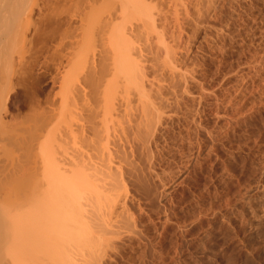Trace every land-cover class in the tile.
<instances>
[{
	"label": "rangeland",
	"instance_id": "rangeland-1",
	"mask_svg": "<svg viewBox=\"0 0 264 264\" xmlns=\"http://www.w3.org/2000/svg\"><path fill=\"white\" fill-rule=\"evenodd\" d=\"M200 1L198 3L200 2L201 9L197 6L192 10L194 5L187 7L190 15L187 11L178 9L186 14L184 16L181 12L178 14L182 17L181 20L179 19L181 26L176 25V27L183 29H177V33L175 29L173 30L176 37L174 42H172L174 37L171 38L173 34L170 33L173 29V27L170 28L171 25L170 27L162 26L165 28L164 32L160 24L154 25L149 22L151 24L146 25L150 29L148 30L151 32L156 29L155 33L152 31L151 33L154 34H151L145 29L144 24L139 23L141 26L136 27L137 23L130 21L125 51L128 60L123 57L124 53L121 57H114L115 60L117 58L119 65L113 64L114 69L112 68L110 76L112 86L111 90L109 87L110 93L107 91L108 96L106 92L100 94L101 87H87L86 96L92 95L89 101L82 97L79 99L74 97V85L80 87L86 73L84 62H78V66L71 69L72 74L73 70L76 72L72 76L65 69L63 72L70 74L66 76L65 73L64 76L62 72L65 80L63 76L60 77V73H55L53 66L48 70L37 68L36 79L34 76L36 84L32 83L30 88L33 90H29L34 91L33 94L22 88L10 91L6 106L12 111L10 110L7 116L14 125L18 122L14 126L17 128L12 129L13 132L18 129V126L24 124L23 127L27 126L29 133L32 127L36 130V125L43 123L41 120L43 117H48L47 120L50 122L47 120L46 122L50 125H43L44 123L42 125L45 126L44 129L48 126L49 130H45H48L51 135L46 134L47 131H44L42 127V130L37 127L39 132L41 130V133L47 136L44 140L47 146L42 145L43 148L39 152V144H37L38 147L35 146L37 140V143L41 144L40 141L42 137L45 138L44 135L32 141L35 144L31 142L32 146L29 147L31 148L29 152H32L30 155L27 154V157L31 156L29 165L22 168V161L23 165L28 162V159L24 157L25 152L28 153L25 149V141H29L28 136L25 135V141L20 140V137L23 138L22 134L20 136L22 132L19 131L22 126L17 132L19 137L16 138V134L13 135L15 132L9 135L7 132L13 127V122L9 123L8 119L7 122L12 127L0 126V131L4 133L3 135L0 133L4 137L2 139L0 135V154L2 155L0 167L4 169L1 168L0 172L6 175L5 177L1 175L6 178V181L0 177V182L6 184L4 190H7V187L10 188L7 180L15 184L14 180L24 175V169H28V176L26 173L27 177L19 178L18 181L26 180L27 184L30 183L27 187L29 190L26 192L28 199L26 196L23 200L13 196V199L11 197L9 198L11 200L7 201V204L10 201L13 202L12 206L0 201L1 207L4 204L2 209L8 206V210L12 211L17 204L19 207L22 202L26 205L29 202L35 210L33 212L36 213L34 216L36 220L42 213L43 216L39 221H46L47 218L44 216L47 213L38 212V210L47 205V202L50 203L47 194L51 195V193L44 191V188L51 189L46 183L50 180L48 173L56 172L54 169L52 172L49 171L50 167L55 168L54 166L57 169L60 167V170L64 169L67 173L69 170V175L77 172L86 177L90 175L87 181H90L93 187L89 193L83 194L84 199L81 195L82 199L74 206V209L80 211L77 215L83 219L66 214V220L74 218L73 220L76 221L72 223L70 220L71 222L68 221V223L57 215L56 219L61 226L66 225V228L70 226V229H64L68 231H65V235L62 232L63 227H58L56 219L49 218L51 215L47 216V222L38 221L39 223L36 224H34V217H31L33 223L29 222L34 224L33 228L36 226L38 229L29 232L31 224H27L28 218L22 217L27 221L22 220L23 224H20V220L19 227H15L14 230L10 217L5 218V214L0 211L2 222L10 220L12 225H8V228L11 231L17 232L18 229L20 231L21 226L26 229L27 234L41 232V235L48 237L47 232H51V238L57 236L59 239L57 241L54 237L51 241V238L43 237L45 240L37 234L39 244L37 248L36 246L33 248L34 246H31L33 242H27V246H23L19 240L27 234L21 237L15 235L13 241L1 242L0 248L3 247L4 250L0 251V254H3L0 264H4L5 261H7L5 264H13L12 262L27 264V261L29 264V261H32L31 264H47V260L48 264H264V0H211L215 7L210 0H206L207 3L204 0ZM198 3L195 4L198 5ZM170 12L168 14H172V10ZM143 25L145 28H142ZM167 27L170 29L169 36ZM159 30L164 33H161V38ZM145 31L149 32V35ZM152 42L155 44L153 45ZM145 43H150L147 44L148 48L143 46L146 45ZM163 43L171 44L169 51L166 47L170 45ZM163 62L167 64L164 66ZM83 73L84 76H82ZM54 75L64 80L63 87L62 85L60 87L62 89L66 86V88L62 90V93L59 83L52 82ZM56 91L60 92L59 96ZM28 92L31 93V98L27 96ZM103 95L107 99L102 101ZM30 99L35 105L36 101L37 104L39 102L38 107L34 106L33 109L36 112L32 111L33 105ZM53 102L58 105H53ZM47 107H53V109L47 110ZM41 110L49 114L40 113ZM28 112L35 117L36 114L38 116L43 114V117L38 119L37 116L36 119L39 121H34V116ZM11 113L16 114L17 118ZM10 115L11 118H9ZM29 115L32 116L35 124L28 120ZM48 115H51L50 120ZM3 116L5 117V114ZM23 117L27 118L25 120L28 123L23 122ZM51 125H54L53 128ZM34 135L39 136V133ZM94 135L97 136L93 141ZM9 136L8 140L19 138L17 142L14 141L15 139L11 141L15 142L13 146L3 141ZM88 137H91V142H88ZM95 139L98 144L94 143L96 144L94 146L92 144L96 142ZM23 141L20 147L19 144ZM90 143H92L91 146ZM7 144L12 149L16 146L14 148L16 151L13 149V157L5 153V149L10 148ZM17 146L22 149L18 150L19 154H22H20L21 157ZM46 148L49 151L47 150L44 155L42 152ZM2 149L4 153L1 152ZM34 149L37 150V154L34 153ZM23 150L26 151L23 152ZM16 159L19 161L16 162ZM46 165L50 167L45 169ZM16 171L18 172L14 173ZM10 173V178L13 174L16 177L13 181L7 178ZM46 177H48L47 180ZM45 180L46 183H44ZM44 184L50 189H47V186L44 187ZM14 186L16 188V184ZM17 187L20 188L18 185ZM0 192L1 198L4 199L3 194L8 196L7 191L3 192L2 189ZM57 194L60 197V193L53 192V200L59 198ZM29 198L35 199L24 201ZM17 200H20V205ZM34 203L42 205L40 204L41 207H39L40 205L37 206ZM17 206L15 209L18 208ZM34 206H37L38 210ZM59 207L62 211L61 204ZM49 209H51V203ZM17 210L14 213L12 211L14 216L11 217H16ZM53 210L56 211L54 208ZM48 221L51 223L49 224ZM84 221L90 227L89 230ZM15 224L18 225V223ZM81 224L86 227L87 233L90 230L91 232L86 235L87 238L89 235V239L78 241L79 237L75 230ZM3 226L0 227L3 228ZM68 233L72 235H67ZM37 236L34 237L37 238ZM0 237L2 239V235ZM29 238L31 239L30 235ZM65 238L70 239L69 243L65 241ZM28 243L35 252L27 248ZM63 243L66 246L64 249ZM4 245L12 253L14 252L15 257H11L12 254L9 255V252H6ZM38 246L44 250L42 254ZM53 247L57 252H52ZM23 248L29 251H24ZM59 255L61 259L58 261ZM43 258L45 263L42 261Z\"/></svg>",
	"mask_w": 264,
	"mask_h": 264
},
{
	"label": "bare ground",
	"instance_id": "bare-ground-1",
	"mask_svg": "<svg viewBox=\"0 0 264 264\" xmlns=\"http://www.w3.org/2000/svg\"><path fill=\"white\" fill-rule=\"evenodd\" d=\"M198 1H200V0H0V126L2 127V126H5V125H9L10 127H12L11 129L9 128H7L6 127V130L8 129V130H10V131H8L7 133L9 134V133H11V134H13L14 132V134L13 135H15L16 134V138H17V136L19 137V133H17V132H22V133H20V136H21V134H22V137L23 138H21L20 137V140L22 139V140H24L25 141V139L24 138H26L25 137V135L26 136H28V139H29V141L27 140V141H25L26 143V147H25V149L26 150H28V153H27V151L25 152L24 150H23V152H25V155L26 156H24L25 158H27L28 159V162H27V164L26 163H24V165L22 164L23 163V161H22V163H21V165H22V168H23V166H28L29 165V160L31 159L30 157L31 156H28L27 157V154H31L29 151L31 150V148H29L30 146H32V144H33V142L35 141V140H37L39 137H42L44 134L43 133H41V130H42V128L44 129V127H43V125H46L47 124V122H50V121H48L47 119H48V117H43L42 115L40 116H38L36 113H34V114H36V117L38 116L39 118L38 119H40L41 117H43L41 120H43V123H41V125H36V130H35V128L33 129V127L30 129V131H29V133H28V127L27 126H24L23 127V125L24 124H21L20 125V127L22 126V128H20L19 126H18V129L20 128L21 130H19L18 131V129L15 131L14 130V132H13V128H17V126L16 127H14L17 123H15V125H14V122H13V124H12V122H11V120L10 119H8V116L7 115H9L10 114V112L12 111L11 109V111L9 110V108L6 106L7 104H6V102L9 100V98H10V94H11V92L13 91V90H17V88H22V89H27L26 91H29L31 88H30V86H31V84L32 83H34L35 81V79H36V76H35V70H37V68H39L38 70H42V68H44V69H46V70H48L50 67H54V69L56 70V74L57 73H60L61 74V78H62V76H63V74H64V76H65V73H66V76H68V75H70V74H67V72H63V71H65V69L66 70H68V73L70 72L71 73V69L74 67V66H76L77 64H78V62L79 63H83L84 62V67H85V65H86V68H85V70H86V73H85V76H84V73L82 74V76H84V78H83V80L81 81V83L83 82L84 83V85H83V83L81 84L80 82V87L79 86H77V85H74L75 86V93L73 94L74 95V97L75 98H84V99H86V100H88L89 101V99H90V96H92V95H90V96H86L87 95V92H86V89H87V87H90V88H98V87H101L102 88V91H101V93L100 94H102V93H104V92H106L107 93V91L109 92V87H110V90H111V86L112 85H110V83H111V78H110V76H111V73H112V68L114 69V66H113V64L115 65H119V63L117 64V58H116V60H115V58L114 57H116V56H120L121 57V55H123V53H124V55H123V57H125L126 58V56H128L127 54H126V40H127V36H128V24L130 23V21H135L137 24V26L136 27H138V26H141V25H139V23L140 24H144L145 25V27H144V25L142 26V28L144 27L145 29H147V31H149L150 29L149 28H147V26L146 25H149V24H151V23H154V25H156V23H158V24H160L161 25V28H162V30L165 32V28L164 27H162V26H168V27H170L169 25H171V27L170 28H172L173 27V29H172V32H170L171 34H173V35H171L172 37L171 38H173L174 37V40L172 41V42H174L176 39V37H175V34H174V29L176 30L175 32L177 33V27H180L181 26V24H180V18H182V17H180L178 14H181V13H183L181 10H183V11H187V14H189V10H187V7L189 6V7H191V6H193L192 7V10H193V8H195V7H197V6H199L200 4V2L198 3ZM205 1V3H207L206 2V0H204ZM207 1H209V0H207ZM211 1V0H210ZM215 1V0H214ZM198 3V5H196V4ZM204 3V2H203ZM204 3V4H205ZM214 3V2H213ZM213 3H212V1H211V4L213 5ZM203 4V5H204ZM179 5V6H178ZM196 5V6H195ZM202 5V6H203ZM206 5V4H205ZM208 5H210L209 3H208ZM180 6H183V8H179ZM214 6V5H213ZM217 6V5H216ZM215 7V6H214ZM213 7V8H214ZM199 8L201 9V6H199ZM178 9H181V10H178ZM172 10V14H168L170 11ZM197 10V9H196ZM199 10V9H198ZM167 11H169L168 13H167ZM181 12V13H180ZM202 12V11H201ZM171 13V12H170ZM198 13V12H197ZM205 13V12H204ZM186 14V13H185ZM184 13L183 14H181V15H185ZM190 15V14H189ZM185 18V17H184ZM200 18V17H199ZM180 19V20H179ZM188 19V18H187ZM193 21V20H192ZM134 22V23H135ZM149 22H151V23H149ZM132 23V22H131ZM133 23V24H134ZM149 23V24H148ZM187 23V22H186ZM191 23V22H190ZM180 24V25H179ZM176 25H177V27H176ZM179 25V26H178ZM167 27V35L169 34L168 32H169V28ZM176 27V28H175ZM186 27V26H185ZM134 29H135V27H133ZM153 28V27H152ZM152 28H151V30H152ZM140 29H141V27H140ZM149 29V30H148ZM160 29V28H159ZM180 29H183V28H179L178 30H180ZM133 30V29H132ZM144 30V29H143ZM154 30H156V29H154ZM154 30H152V31H154ZM131 31V30H130ZM135 31V30H134ZM147 31H145L146 32V34H148L149 35V32L147 33ZM151 31V32H152ZM160 31V30H159ZM158 31V32H159ZM137 32V31H136ZM140 32H141V30H140ZM150 32V33H151ZM154 33H155V31H154ZM154 33H151V34H154ZM161 33H163V32H161L160 31V36H159V34H158V36L161 38ZM151 34H150V36H151ZM157 34H155V36L157 35ZM164 34V33H163ZM181 34V33H180ZM133 35H134V32H133ZM144 35H145V33H144ZM148 35H146V36H148ZM157 36V37H158ZM164 36V35H163ZM162 36V37H163ZM169 36V35H168ZM168 36H166V37H168ZM176 36H177V34H176ZM181 36V35H180ZM140 37V36H139ZM149 37V36H148ZM152 37V36H151ZM158 37V38H159ZM154 38V37H153ZM152 38V39H153ZM159 38V39H160ZM164 38H165V36H164ZM141 39V38H140ZM143 39V38H142ZM149 39V38H148ZM159 39H158V41H159ZM156 40V39H155ZM155 40H154V42H155ZM167 40V39H166ZM165 40V41H166ZM169 40H170V37H169ZM144 41L146 42V39H144ZM148 41H151V40H148ZM147 41V42H148ZM163 42V41H162ZM141 43V42H140ZM166 43V42H165ZM165 43H163V44H165ZM168 43H169V41H168ZM170 43H171V41H170ZM146 44V43H145ZM147 44H150V43H147ZM147 44L146 45H143V46H147ZM152 44H153V42H152ZM155 44V43H154ZM153 44V45H154ZM178 44H179V42H178ZM140 45V44H139ZM160 45V44H159ZM165 45H170L169 47H166L167 48V51H169V48L171 47V44H165ZM158 46V45H157ZM176 46V45H175ZM180 46V44L178 45V47ZM140 47V46H139ZM141 47H142V45H141ZM151 47V46H150ZM163 47V46H162ZM143 48V47H142ZM146 48H148V46L146 47ZM144 49V48H143ZM162 49V48H161ZM160 49V53H161V50ZM128 50V49H127ZM149 50V49H148ZM174 50V49H173ZM141 51V50H140ZM159 51V50H158ZM143 52H144V50H143ZM148 52V51H147ZM152 52V51H151ZM150 52V53H151ZM154 52V51H153ZM170 52H171V50H170ZM173 52V51H172ZM138 53V52H137ZM155 53V52H154ZM154 53H151V54H154ZM163 53V52H162ZM177 53V52H176ZM175 54V53H174ZM126 55V56H125ZM141 54H139V56H140ZM143 55V54H142ZM148 55V54H147ZM166 55V54H165ZM172 55H173V53H172ZM157 56H159L158 54H157ZM148 58H149V56H148ZM158 58V57H157ZM174 58V57H173ZM176 58V57H175ZM124 59V58H123ZM127 60H128V57L126 58ZM139 59H140V57H139ZM141 59H142V57H141ZM147 59V58H146ZM160 59V58H159ZM177 59V58H176ZM118 60H119V58H118ZM80 61H82V62H80ZM113 61H115V62H113ZM174 61V60H173ZM121 62H122V60H121ZM128 62V61H127ZM146 62V61H145ZM178 62V61H177ZM124 63V62H123ZM164 63V62H163ZM173 63V62H172ZM124 64H126V63H124ZM141 64V63H140ZM143 64V63H142ZM153 64V63H152ZM159 64V63H158ZM165 64H167V63H164V66H165ZM170 64V63H169ZM144 65H146L145 63H144ZM143 65V66H144ZM154 65V64H153ZM78 66V65H77ZM121 66H123L122 64H121ZM120 66V67H121ZM151 66V65H150ZM171 66V65H170ZM124 67V66H123ZM149 67V66H148ZM161 67V66H160ZM83 68V67H82ZM118 68V67H117ZM125 68H126V65H125ZM43 69V70H44ZM78 69V68H77ZM115 69H116V67H115ZM142 69H144L143 67H142ZM165 69H167L166 67H165ZM172 69H176V68H172ZM37 70V71H38ZM127 70V69H126ZM125 70V71H126ZM168 70V69H167ZM178 70V69H177ZM52 71V70H51ZM76 71V70H75ZM116 71H118V70H116ZM147 71V70H146ZM153 71V70H152ZM164 71V70H163ZM46 72V71H45ZM50 72V71H49ZM62 72H63V74H62ZM73 72V74L74 73H76V72H74V70L72 71ZM168 72H169V70H168ZM150 73V72H149ZM165 73V72H164ZM172 73V72H171ZM175 73V72H174ZM44 74V73H43ZM60 74H58V75H60ZM72 73H71V76L73 75ZM148 74V73H147ZM36 75H38V74H36ZM144 75V74H143ZM34 76H35V79H34ZM39 76V75H38ZM63 76V77H64ZM60 77L58 76H55L54 75V77H53V84H56V83H59V88L61 89V87H63V83H64V80H65V77H64V80L62 81V80H60ZM80 77V78H81ZM70 78V77H69ZM69 78H66V79H69ZM116 78H117V76H116ZM118 78H120V77H118ZM121 78H123V79H125L124 77H121ZM120 78V79H121ZM78 79V78H77ZM130 79H131V77H130ZM144 79V78H143ZM149 79V78H148ZM71 80V79H70ZM38 81V80H37ZM66 81H68V80H66ZM148 81V80H147ZM74 82V81H73ZM72 82V83H73ZM76 82H78V80L76 81ZM68 83V82H67ZM67 83H66V85H67ZM35 84H36V82H35ZM34 84V85H35ZM69 84H71V81H69ZM69 84L67 85V86H69ZM74 84H76V83H74ZM123 84V83H122ZM125 84V83H124ZM152 84H154V83H152ZM62 85V86H61ZM73 85V84H72ZM83 85V86H82ZM150 85V84H149ZM61 86V87H60ZM86 86V87H85ZM124 86V85H123ZM148 86V85H147ZM36 87V86H35ZM125 87V86H124ZM145 87V86H144ZM152 87V86H151ZM56 88V87H55ZM65 88H66V86H65ZM65 88H62L61 89V93L63 92L62 90L63 89H65ZM69 89V88H68ZM71 89V88H70ZM31 90H33V89H31ZM35 90V89H34ZM72 90V89H71ZM90 91H92L91 89H89ZM89 90H88V92H89ZM11 91V92H10ZM60 91V90H59ZM69 91V90H68ZM73 91H74V87H73ZM25 92V91H24ZM29 92H31L32 94L34 93V91L32 92V91H29ZM27 93V96L29 95L30 96V94L31 93ZM57 92V91H56ZM65 92V91H64ZM58 94V96H59V93L60 92H57ZM67 93V92H66ZM70 93V92H69ZM110 93V92H109ZM109 93H107V96L109 95ZM88 95H89V93H88ZM94 95V94H93ZM106 95V94H105ZM33 97H37V95H32ZM55 96H56V94H55ZM71 96V95H70ZM14 97V96H13ZM86 97H88V98H86ZM104 99H101L102 101L103 100H105V99H107L104 95L102 96ZM12 98V97H11ZM27 98V97H26ZM30 98H31V96H30ZM40 98V97H39ZM55 98V97H54ZM58 97H56L55 99H57ZM74 98V99H75ZM93 98V97H92ZM15 99V98H14ZM33 99V98H32ZM36 99V98H35ZM34 99V100H35ZM60 99V98H59ZM70 99V98H69ZM71 99H73V97L71 98ZM49 100V99H48ZM50 100H51V98H50ZM76 100V99H75ZM30 101H31V99H30ZM39 101V100H38ZM52 101V100H51ZM74 101V100H73ZM32 102V101H31ZM40 102H42V101H40ZM50 103V102H49ZM48 103V104H49ZM52 103V102H51ZM59 103V102H58ZM89 103V102H88ZM91 103V102H90ZM14 104H16V103H14ZM38 104H39V102H38ZM38 104H37V101H36V105L34 104V102H32V105H33V107H32V105H31V107H32V111H35L36 112V110H33L34 109V106L37 108L38 107ZM42 104V103H41ZM47 104V105H48ZM56 104V102H53V105H55ZM56 105H58V104H56ZM59 105H60V103H59ZM16 107V106H15ZM18 107V106H17ZM39 107H43V106H40L39 105ZM8 108V109H7ZM48 108L49 107H47L46 109L48 110ZM60 108V110H61V106L59 107ZM49 109H53V107H51V108H49ZM55 109V108H54ZM38 110V109H37ZM56 112H57V108H56V110H55ZM14 112V111H13ZM29 112H31L30 110H29ZM28 112V113H29ZM38 112V111H37ZM40 113H42V112H47V111H39ZM16 113V112H15ZM18 113H19V111H18ZM40 113H38V114H40ZM48 113V112H47ZM47 113H45V114H47ZM3 114H5V117L7 116V118L6 119H4L5 117L3 116ZM12 114V113H11ZM30 115H32V116H34V118H35V120L34 121H36V120H38V119H36V117H35V115H33V114H31V113H29ZM49 114V113H48ZM51 114H53L52 113V111H51ZM13 116H15V118H17L16 117V114L14 115V114H12ZM29 115V117H28V120H31L32 121V124L34 123H36V122H33V118H32V116H30ZM55 115V114H54ZM57 115H58V112H57ZM18 116V115H17ZM23 116V115H22ZM49 116V115H48ZM51 116V115H50ZM50 116H49V120H50ZM27 117V116H26ZM9 118H11V115H10V117ZM15 118H14V120H15ZM24 118V120H23V122H25L26 120L25 119H27V118H25V117H23ZM54 118H56V117H54ZM112 118V117H111ZM9 121H8V120ZM44 119H45V122H44ZM53 119V118H52ZM136 119H138V118H136ZM140 119H141V117H140ZM12 120H13V118H12ZM40 120V121H41ZM46 120H47V122H46ZM55 120V119H54ZM53 120V121H54ZM102 120V119H101ZM100 120V121H101ZM10 123L11 122V124H12V126L8 123V122ZM39 121V120H38ZM37 121V124L39 123ZM103 121V120H102ZM105 121V120H104ZM20 122V121H19ZM30 122V121H29ZM42 122V121H41ZM6 123H8V124H6ZM26 123H28L27 121L25 122V124ZM51 123H53V122H51ZM101 123H105V122H101ZM20 124V123H19ZM18 124V125H19ZM43 124V125H42ZM47 125H50V124H47ZM126 125V124H125ZM131 125V124H130ZM139 125V124H138ZM52 126V128H53V126L54 125H51ZM51 126H49V127H51ZM132 126V125H131ZM140 126H141V124H140ZM37 127H38V129H41L40 130V132H39V130L37 129ZM42 127V128H41ZM48 127V126H47ZM45 128V129H48V128ZM127 127V126H126ZM130 127V126H129ZM3 128V127H2ZM124 128V127H123ZM123 128H121V129H123ZM132 128V127H131ZM135 128V127H134ZM44 129V131H47V133L46 132H44V133H46V134H48L49 135V133H48V130H45ZM38 130V131H37ZM126 130V129H125ZM134 130V129H133ZM23 132H25V134L23 133ZM35 132V133H34ZM39 133V136H36V135H34V134H36V133ZM123 132V131H122ZM0 133L3 135L4 133H3V131L1 132L0 131ZM31 133H33L32 135H31ZM0 134V135H1ZM24 134V135H23ZM29 134H30V138H29ZM1 135V138L3 139L4 137ZM10 135V134H9ZM34 135V136H33ZM50 135H51V133H50ZM49 135V136H50ZM6 136H7V134H6ZM12 136V135H11ZM45 136V138L44 137H42V141H40L41 142V144L40 143H37L38 142V140H37V142L35 141V146L36 147H38V145L37 144H39V147L40 148H38V152H39V150H41L42 148H43V146L45 147V146H47V143H45V141L44 140H46V138H47V136L46 135H44ZM95 136H97V135H94L93 136V138H92V140L94 141V137ZM106 136V135H105ZM104 136V137H105ZM32 137H33V140H32ZM91 137H92V135H91ZM91 137H88L89 138V140H88V142H91ZM125 137H127V136H125ZM8 138H10V136L9 137H7V139H4L3 141H5V143H8V144H13L14 145V143L15 142H17V140L19 139H13L15 142L13 143V142H11V141H13L12 139L10 140H8ZM37 138V139H36ZM97 139V138H96ZM96 139H95V141H96ZM100 139V138H99ZM106 138H104V140H105ZM7 140V141H6ZM20 140L18 141V143L20 142ZM40 140V139H39ZM98 140V139H97ZM126 140V139H125ZM24 141L23 142H21L19 145H21V144H23L24 143ZM33 141V142H32ZM44 141V142H43ZM103 141V140H102ZM109 141V140H108ZM120 141V140H119ZM31 142H32V144H31ZM87 142V143H88ZM98 142H100V140H98ZM106 142H107V139H106ZM122 142V141H121ZM28 143V144H27ZM94 143H97V141L96 142H93V144L92 143H90V146H91V144L92 145H96V144H94ZM101 143V142H100ZM7 144V146L8 147H10L9 145ZM33 144V145H34ZM46 144V145H45ZM98 144V143H97ZM12 145V146H13ZM16 145V144H15ZM28 145V146H27ZM41 145V146H40ZM43 145V146H42ZM115 145V144H114ZM35 146H33V148H36ZM93 146V147H94ZM107 146V145H106ZM19 146H17V151L18 150H22L20 147H22V145L18 148ZM24 147V146H23ZM118 147V146H117ZM123 147V146H122ZM14 148H16V146H14ZM13 148V149H14ZM12 148L10 147L9 148V150L8 149H5V153H6V155L7 154H9L8 156H11V157H13L12 156V154H14V152H13V149L11 150ZM24 149V148H23ZM109 149V148H108ZM121 151L123 150V149H121V148H119ZM7 150V151H6ZM10 150H11V152H13V153H11L10 152ZM15 150V149H14ZM35 150V149H34ZM48 150V148H46V149H44V152H42L44 155H46V151ZM91 150V149H90ZM3 151V152H2ZM16 151V150H15ZM36 151L37 150H35V152L34 153H36ZM49 151V150H48ZM87 151V150H86ZM1 152L2 153H4V150L2 149L1 150ZM8 152V153H7ZM19 152L20 151H18V154H19ZM22 152V153H23ZM112 152H114V151H112ZM16 153V152H15ZM11 154V155H10ZM17 154V155H18ZM21 154V153H20ZM19 154V155H20ZM24 154V153H23ZM37 154V153H36ZM42 154V155H43ZM117 155H118V153H116ZM121 154H122V152H121ZM120 154V155H121ZM19 155H18V157H19ZM22 155V154H21ZM21 155H20V157H21ZM1 154H0V158H1ZM45 157V156H44ZM47 157V156H46ZM30 158V159H29ZM9 160V159H8ZM14 160V159H13ZM13 160H12V163H14L13 162ZM1 161V160H0ZM17 161H19L18 159H16V162ZM26 160H24V162H25ZM9 162V161H8ZM113 162V160H111V163ZM19 163V162H18ZM17 163V164H18ZM10 164H11V161H10ZM14 165V164H13ZM51 166H53L52 164H50ZM50 165H46L45 167V169H47L48 167H50ZM112 165H113V163H112ZM15 166V165H14ZM116 166V165H115ZM118 166V165H117ZM8 167H10V166H8ZM55 168H56V166H54ZM2 167H0V169H1ZM51 168V170H49V171H53V169H54V171H56V172H53L52 174L49 172L48 174V176H49V179L50 180H48L49 182H47L46 183V180H47V178L48 177H46V180H45V182L44 183H46V184H48V186L51 188H49L46 184H44L45 186L44 187H46L47 186V189L49 188L50 190H46L45 188H44V191H48V193H51V195L50 194H47L46 192V194L49 196V199H48V197H47V199H48V201H50V203H51V209H49V207H50V203L49 202H47V205H45L44 207L42 206V208H40L41 210L39 211L38 210V208H37V206L38 205H40V204H37V203H34L35 205H37V206H34L37 210H38V212H42V211H44L45 213H47V215H45L44 217H46L47 219H46V221H44V222H47V220H48V217L47 216H49V215H51V216H49V218L50 217H52L53 219L55 218L56 219V217H57V215H58V218H62V220H63V218H64V220H66V214L67 215H69L70 217H73V216H78L77 214H78V211L79 210H77V209H74V206H75V203L76 202H79L82 198V196H83V194L85 193H89V190L91 189V187H93V184L90 182V181H87L90 177V175L89 176H87V177H89V178H87L86 177V175L85 176H82V175H80L78 172L75 174L74 172H75V170L73 171V173H70V174H73V175H69V170H68V173L67 172H65L64 171V169H61V170H63V171H61L59 168L57 169L56 168V170H55V168H53V167H50ZM3 169V168H2ZM16 169H18V168H16ZM20 169H21V167H20ZM19 169V170H20ZM4 170V169H3ZM18 170V171H19ZM66 170V169H65ZM2 171V170H1ZM13 171V170H12ZM18 171H16V172H14V173H17ZM24 171H25V173L24 172H22V173H24V175H20L21 177H14V174H13V176H11V178L13 177V179H11L10 178V175H11V173L7 176V178L9 177V179H10V181H13L15 178V184H16V188H15V184H11L10 182H8V180H7V184H8V186H9V184H10V188L9 187H7V190H4V189H6V184L4 185V183L2 184L1 182H0V184L2 185H0V190L2 191V189H3V192L4 191H7V197L3 194V192H2V196H4V199H3V197L1 198V196H0V201H2V203L4 202L5 204H7V201L8 200H11V199H9V198H11L12 197V199H13V196L14 197H19V198H21V200H23V197L24 196H26L27 194H26V192H28V186L30 185V183L29 184H27L28 182H25L26 180H21V181H24V182H19L18 181V179L20 178V179H22V178H24L25 179V177H27L28 176V169L26 170V169H24ZM62 173V174H60V172ZM63 172H65L64 174H63ZM1 174H0V177H1V175H3L4 177L6 176L5 174H3L2 172H0ZM9 173V172H8ZM7 173V174H8ZM13 173V172H12ZM21 173V174H22ZM27 173V176H25V174ZM17 175V174H16ZM47 175V174H46ZM66 175H69V176H66ZM3 176L1 177L2 179H4L5 181H6V178H3ZM25 176V177H24ZM1 179V180H2ZM19 179V180H20ZM79 180H80V182H79ZM93 180V179H92ZM17 182H19V183H17ZM20 184V185H19ZM11 185H13V186H11ZM17 185L18 186H20V188H18L17 187ZM26 186V187H25ZM1 187H3V188H1ZM5 187V188H4ZM12 187L15 189H12ZM65 188V189H64ZM54 191H57L58 193H60L61 195H60V197L58 196V194H57V196L59 197V198H57L56 200L54 199L53 200V196L54 195H52L53 194V192ZM1 193V192H0ZM56 193V192H55ZM23 194V195H22ZM25 194V195H24ZM56 195V194H55ZM82 195V196H81ZM22 196V197H21ZM44 196H45V194H44ZM85 196V195H84ZM84 196H83V199H84ZM90 196V195H89ZM91 196H92V194H91ZM90 196V197H91ZM25 198V197H24ZM37 198V197H36ZM50 198H52V200L50 199ZM26 199H28L27 198V196H26ZM26 199H24V201H30V199L31 198H29V200H26ZM33 199H35V198H33ZM33 199H31V201H33ZM38 199V198H37ZM39 200V199H38ZM86 200V199H85ZM20 200H17V202H19ZM35 201V200H34ZM88 201V200H87ZM16 202V203H17ZM26 202V203H27ZM40 202V201H39ZM1 203V202H0ZM11 203H13V202H8V204L7 205H11L12 206V204ZM23 203V202H22ZM21 203V206H17L18 208V210L17 209H15L16 208V206L13 208V210H12V208H11V210L13 211V213L14 212H16V210L18 211L17 213H16V217L15 218H13V217H11L13 214H12V211H10V209L8 210V206H5V209L3 210L2 208L4 207V204L2 205V207H1V205H0V207H1V209H0V211H2L3 212V214H5V216L3 215V218L5 217V218H9L10 220H11V222H12V224L14 225V230H15V227H19V225L20 224H23L22 222V220H24V219H27L28 218V221H27V224L28 225H30V230H29V232H31V231H36L37 229H38V227H34L33 228V226H34V224H36V223H39V222H41V221H39L40 220V217L41 216H43L42 215V213H40V217L39 216H37L38 218H37V220H36V218L34 217V216H36V213L34 214V212H35V210H33V208H32V204H29V202L27 203V205L25 204V203H23L22 204ZM48 203H49V207H48ZM54 203V204H53ZM55 203H56V205H55ZM61 204V206H62V211H61V209H60V207L58 208V206H59V204ZM84 203V202H83ZM26 206H25V205ZM33 204V205H34ZM14 205V204H13ZM19 205H20V202H19ZM23 205V206H22ZM29 205V206H28ZM42 205V204H41ZM41 205L39 206V207H41ZM58 205V206H57ZM57 206V207H56ZM7 207V208H6ZM24 207H25V209H24ZM31 209H29V208ZM80 207V206H79ZM28 208V209H27ZM53 208L56 210V211H54L53 210ZM25 211H24V210ZM49 209V210H48ZM60 209V210H59ZM26 210H28V211H26ZM49 211V213H48V211ZM34 211V212H33ZM47 211V212H46ZM50 211H53V213L51 212L50 213ZM5 212V213H4ZM9 214H8V213ZM32 212V213H31ZM43 212V213H44ZM55 212H57V214L55 213ZM80 212V211H79ZM44 213V214H45ZM64 213V215H62V214ZM8 214V215H7ZM11 214V215H10ZM53 214V215H52ZM1 216H0V220H1V222H0V226H3V228L2 227H0V235H2V239H1V237H0V244H1V242L2 241H8V242H11V241H13V239H14V237H15V235H18L19 237H21V235H26L27 234V232H25L26 231V229H24V227H21L20 226V231H19V229L17 230V232L15 231H11L9 228H8V225L10 226V225H12L11 224V222H10V220L9 221H4V222H2V214H0ZM10 215V216H9ZM54 215H55V217H54ZM14 216V215H13ZM22 217H24V219H22ZM31 217H34L33 219H35L34 220V224L32 225V219H31ZM78 217H80V216H78ZM17 218H20V219H17ZM29 218H30V220H29ZM42 218V217H41ZM80 218H82V217H80ZM13 219V220H12ZM53 219H51L52 221H53ZM54 219V220H55ZM60 219H59V221H60ZM74 219V218H73ZM72 218H70L69 220H66L67 222L68 221H72V223H75L76 221L75 220H73ZM83 219V218H82ZM17 220H18V222H17ZM21 220V223L19 222ZM50 220V221H51ZM85 220V219H84ZM13 221H15L14 223H13ZM25 221V220H24ZM25 221V222H26ZM32 222V223H30V222ZM39 221V222H38ZM56 221H57V219H56ZM70 221V222H71ZM82 221V220H81ZM44 222H41V223H44ZM85 222V221H84ZM3 223V224H2ZM15 223H18V225L17 224H15ZM20 223V224H19ZM48 223H49V221H48ZM47 223V224H48ZM51 223V222H50ZM49 223V224H50ZM53 223V222H52ZM57 223H58V227H60L61 225L59 224L60 222H58L57 221ZM69 223V222H68ZM56 224V223H55ZM64 224V223H63ZM62 224V225H63ZM66 224V223H65ZM76 224H79V223H76ZM83 224V223H82ZM80 225L79 227H77V229L75 230L76 231V233H77V235H78V241H80V240H83V239H89V235H88V238L86 237V235L87 234H89L90 232H91V230H90V232H88L87 233V230H89L88 228H90L89 226H87V224H86V222H85V224H86V226H87V230H86V227L85 226H83V225ZM16 225V226H15ZM39 225V224H38ZM49 227V226H48ZM61 227H63V234L65 235L66 234V232H68V231H66V230H68V229H70V226L68 227L67 226V228H66V225H63V226H61ZM22 228V229H21ZM24 229V230H23ZM28 229V228H27ZM54 229V228H53ZM64 229H66L65 231H64ZM49 230V229H48ZM40 231V230H39ZM61 231V230H60ZM75 231H74V233H75ZM69 232H70V230H69ZM21 233V234H20ZM23 233V234H22ZM51 233V232H50ZM49 232H47V235H48V237L47 236H44L43 234V236L41 235V232H34V233H28L25 237H27V239L25 238V237H21V239H19V240H21V243H22V245L23 246H27L26 245V243L27 242H30V243H34V241H35V243L33 244H31V246L33 247V248H35V246H36V248H37V245L39 244L38 243V236H37V234H40L41 235V237H42V239H45V238H43V237H47L48 239L49 238H51L50 236H51V234H50ZM70 233H68L67 235H69ZM29 235H30V237H31V239L33 240V241H31V239L29 238ZM46 235V234H45ZM64 235H63V238H64ZM70 235H72V234H70ZM34 236H37V238L36 237H34ZM55 237V239L57 240V241H59V239L57 238V236H54ZM53 237V238H54ZM70 238H71V236H69ZM84 237H86V238H84ZM35 238V239H34ZM53 238H51V241L53 240ZM91 238V237H90ZM24 239V240H23ZM37 239V240H36ZM66 239V238H65ZM29 240V241H28ZM46 240V239H45ZM63 240V239H62ZM69 240L70 239H66L65 241L67 242V243H69ZM72 240V239H71ZM64 241V242H65ZM85 241V240H84ZM25 244H24V243ZM60 242H63V241H60ZM74 242H75V240H74ZM30 243H28V249H31V251H33L32 250V248H31V246H29L30 245ZM47 243H50V242H47ZM46 243V244H47ZM55 245V244H54ZM63 245V249H64V247L66 248V246L64 245V243L62 244ZM1 246V245H0ZM5 247V250H6V252L8 253L9 252V255H10V253L12 254V256L11 257H15V255H14V252L12 253V251L10 250V249H8L7 247H6V245H4ZM50 246V245H49ZM75 246V245H74ZM56 247V246H55ZM38 248H39V250H40V253L42 254V251H44V250H42L41 248H40V246H38ZM49 248V247H48ZM59 248H61V247H59ZM58 248V249H59ZM77 248V247H76ZM2 249H3V247H2ZM1 248H0V251L2 250ZM24 249V248H23ZM27 249V250H28ZM47 249V248H46ZM55 248L53 247L52 248V250H54ZM4 250V249H3ZM8 250V251H7ZM26 249H24V251H27ZM56 250H57V247H56ZM29 251V250H28ZM48 251V250H47ZM34 252H35V250H34ZM37 252V251H36ZM52 252H57V251H52ZM63 252V251H62ZM5 253V252H4ZM25 253V252H24ZM27 253V252H26ZM33 253V252H32ZM32 253H31V255H32ZM50 253V252H49ZM73 253V252H72ZM62 254V253H61ZM60 254V255H61ZM65 253H63V255H64ZM24 255V254H23ZM60 255H59V257H58V261H59V259H61V257H60ZM73 255V254H72ZM75 255V254H74ZM1 256H3V254L1 253L0 254V261H1ZM43 256L45 257V255L43 254ZM46 256H48V255H46ZM66 256H68L67 254H66ZM70 256V255H69ZM22 257V256H21ZM41 257V256H40ZM52 258V257H51ZM21 259H23V257L21 258ZM45 259H46V257H45ZM44 258H43V260L42 261H44L45 260ZM66 259V258H65ZM68 259H70V257L68 258ZM74 259V258H73ZM76 259V258H75ZM11 260V259H10ZM10 260H8V262L10 261ZM14 260H15V258H14ZM13 260V261H14ZM27 260H29L28 258H27ZM31 260V259H30ZM38 261L40 260L41 261V259H37ZM49 260H51V259H49ZM2 261H4V260H2ZM25 261H26V259H25ZM75 261V260H74ZM11 262H12V260H11ZM15 262H16V260H15ZM30 262V264H31V262L32 261H29ZM37 262V261H36ZM50 263H52L51 261H49ZM60 262H61V260H60ZM69 262H71V261H69ZM76 262V261H75ZM4 263V262H3ZM5 263H7V261H5ZM4 263V264H5ZM10 263V262H9ZM13 264H14V262H12ZM27 264H29L28 263V261L26 262ZM44 263H45V261H44ZM59 263V262H58ZM73 263V262H72ZM2 264V263H1ZM11 264V263H10ZM19 264H20V262H19ZM33 264V263H32ZM38 264V263H37ZM47 264H48V260H47ZM64 264V263H63ZM73 264H76V263H73Z\"/></svg>",
	"mask_w": 264,
	"mask_h": 264
}]
</instances>
